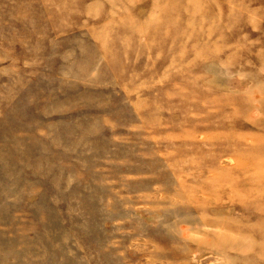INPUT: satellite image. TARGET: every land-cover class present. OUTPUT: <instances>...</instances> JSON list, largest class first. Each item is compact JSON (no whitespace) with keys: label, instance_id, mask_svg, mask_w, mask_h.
Listing matches in <instances>:
<instances>
[{"label":"rangeland","instance_id":"rangeland-1","mask_svg":"<svg viewBox=\"0 0 264 264\" xmlns=\"http://www.w3.org/2000/svg\"><path fill=\"white\" fill-rule=\"evenodd\" d=\"M0 264H264V0H0Z\"/></svg>","mask_w":264,"mask_h":264}]
</instances>
